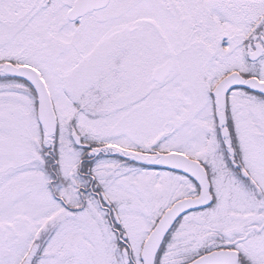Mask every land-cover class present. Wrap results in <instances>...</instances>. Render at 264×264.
<instances>
[{
  "label": "snow or ice",
  "instance_id": "obj_1",
  "mask_svg": "<svg viewBox=\"0 0 264 264\" xmlns=\"http://www.w3.org/2000/svg\"><path fill=\"white\" fill-rule=\"evenodd\" d=\"M0 264H264V0H0Z\"/></svg>",
  "mask_w": 264,
  "mask_h": 264
}]
</instances>
